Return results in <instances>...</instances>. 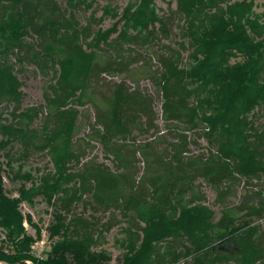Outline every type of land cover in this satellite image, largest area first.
<instances>
[{
	"label": "trees",
	"instance_id": "16d2710c",
	"mask_svg": "<svg viewBox=\"0 0 264 264\" xmlns=\"http://www.w3.org/2000/svg\"><path fill=\"white\" fill-rule=\"evenodd\" d=\"M155 1L128 0L120 18L109 29H99L86 43L89 25L79 29L74 16L65 18L54 0H0V104L5 100L19 104L22 97L9 56L15 55L19 62L28 57L41 71L54 69L56 76L50 92L45 93L47 116L41 130L29 129L39 114L34 108L18 112L17 107L11 114L13 124L0 122L2 147L20 141L24 147L46 151L54 166V172L42 177L40 185L30 173L16 172L14 178L31 183L29 188L21 186L16 198L5 193L0 171V228L14 252L5 254L0 248V261L16 264L27 257L32 238L23 227L24 220L39 235L32 217L24 218L20 212L22 203L33 205L41 196L48 205L59 204V210L68 212L86 194L104 210L122 209L129 220L143 223L137 232L132 231V225L125 230L120 264H165L157 247L169 239L189 244L184 255L191 256L193 264H258L263 259V238L251 222L253 217H264L261 193H257L259 205L238 208L246 211L248 220L235 226L237 208L225 209L214 223L213 212L196 203L202 196L196 195L191 183L203 177L221 198L232 192L239 179L264 177V130L254 127L250 119L255 109L264 106V12L254 13L253 0H176V13L183 19L182 37L191 48L189 60L180 67V53L166 47L169 55L157 57L162 71L151 79L163 98L164 120L201 130L216 152H209L206 159L188 158L187 137L180 135L171 144L169 160H158L165 175L144 177L138 185L129 173L127 165L131 163L124 158L131 152L119 141H125L135 129L144 130L142 115L152 126L150 100L120 83L114 86L106 109L100 108L94 81L102 72L128 66L122 56L124 45L150 48L146 46L158 35L168 36ZM92 2L67 0L71 9L81 5L89 8ZM117 17V11L107 5L99 21ZM31 34L38 38L35 47L26 41ZM113 35L116 37L111 39ZM82 38L86 47L80 43ZM101 44L114 51L116 61H98L94 49ZM179 47L185 48L182 43ZM87 103L96 109V127L83 140L85 144L74 143L79 128L76 106ZM89 142L99 143L124 172L114 174L93 160L82 162L84 145ZM151 148L145 144L136 151L148 160L155 156ZM5 156L11 170V156ZM77 165L81 168L75 171ZM149 166L147 170L152 171ZM222 182L230 184L225 191L218 189ZM147 185L153 187L152 201L147 200ZM188 191L191 198L184 200ZM53 221L47 227L52 251L44 264H110L104 251H92L100 239L93 238L90 223L80 218L66 222L58 213ZM179 258L172 253L169 260Z\"/></svg>",
	"mask_w": 264,
	"mask_h": 264
},
{
	"label": "rangeland",
	"instance_id": "374dc122",
	"mask_svg": "<svg viewBox=\"0 0 264 264\" xmlns=\"http://www.w3.org/2000/svg\"><path fill=\"white\" fill-rule=\"evenodd\" d=\"M61 13L65 18H69L70 15L74 16L75 21L78 24V28L81 29L89 25L90 38L86 40V43L90 41L93 35L99 30L109 29L116 20L120 18L123 9L127 6L128 0H93L92 5L87 8L84 5L77 6L76 9H71L68 6L67 0H54ZM241 1V0H231ZM254 1V13L262 14L264 12V0ZM109 5L111 8L117 11L118 17L116 19L106 18L102 22L99 21L103 14V8ZM155 9L159 17H161L168 27V36L163 37L158 35L156 40H153L149 46L145 48L142 45H124L122 47V56L129 64L127 67L121 66L120 70H113L102 72L98 78H95V95L98 100V107L106 109V101L111 96L115 85L125 83V88L128 90H138L142 95L150 100V107L152 110L151 117L153 118L152 126H148L147 116L142 115L140 122L143 125V131L135 129L126 138L125 141L120 142L125 145L127 150L131 153L124 156L125 159L131 163L129 173L133 176L135 184H141V180L144 177L161 176L165 175L163 168L160 167V158L163 161L169 160L172 154L171 144L177 141L180 135H186L188 146L186 157H198L206 159L209 156V152H216V146L210 145L206 138L203 136L202 131L198 129H188L182 123L175 121L167 122L163 118L162 103L163 98L160 91L156 88L152 76H159L162 69L157 59L161 55H169V50L177 51L180 53L179 65L183 67L187 65L189 60V54L191 48L188 40L185 42L182 37V24L183 19L180 18L177 13L176 0H156ZM158 27V25H157ZM116 35H113L111 39H114ZM38 38L35 34H31L26 38L27 43L32 44L33 47L38 43ZM80 43L85 46V40L82 38ZM184 44V49L179 47V44ZM99 56L98 61L109 60L116 61V55L114 51L107 45L101 44L99 48L94 49ZM9 63L12 65L14 75L21 83L20 91L22 93L19 104L11 101H3L0 104V122L4 124H13L14 120L11 114L15 112L18 107V112H23L27 109H37L38 116L33 119L29 125L30 130H41L43 127L46 116L47 106L45 102L46 91L50 92L49 87L53 85L55 80L54 69H45L41 71L37 66L28 58H22L23 62H19L17 57L9 56ZM234 61V60H233ZM58 68V67H56ZM55 68V69H56ZM149 72H147V70ZM79 112L78 115V129L76 135L73 138V142H83L91 136L92 129L96 127V109L91 103H87L83 107L76 106ZM250 119L252 120L254 127L259 130H264V106L255 109ZM98 128H100L98 126ZM3 140L0 134V171H2L3 183L5 193L9 197H18V190L21 186L25 188L30 187V182L24 179L14 178L16 172L20 171L21 175L30 173L33 181L36 185H40V179L46 176L48 173L54 172V166L51 161L50 155L46 151H36L32 147H24L20 141H14L7 147L1 146ZM145 144L151 145V153L155 156H151L146 160L136 151L138 147ZM84 155L82 162L93 160L96 164L103 165L108 168L110 172L117 174L123 173V168H120L113 156L106 153L102 146L96 142H89L84 145ZM7 153L10 154L11 170L7 166ZM135 156H134V155ZM159 158V159H156ZM147 164H149L152 171L147 170ZM74 170L77 171L81 168V165L74 166ZM170 177H167V179ZM196 195H201L202 200H196V203L203 204L213 212L214 223H217L221 218L225 209L241 208L243 206L259 205L260 197L257 193H261V198L264 199V177L261 179H239L234 185H232V192L229 195L220 198L215 187L203 177H197L192 180L191 183ZM230 184L222 182L218 185L220 191H225ZM147 200L152 201L153 187L147 185ZM193 191V192H194ZM191 191H188L184 200L191 198ZM264 201V200H262ZM57 206V207H56ZM56 206L48 205L45 200L39 196L34 199V204L29 205L22 203L19 206V210L24 215H30L32 217V223L39 227H48L53 223V217L55 213L60 214L69 220L80 218L91 224L90 232L94 239L100 242L92 247L93 252L104 251L110 256V264H120L124 249L120 247V242L124 240L126 236L125 230L132 225V231L137 232L140 227H143V223L137 221L132 222L129 220V215L125 214L121 209L110 208L104 210L103 207L95 204L91 194L83 196L81 201L76 202L72 208L67 212L59 210V204ZM238 219L235 221V226L241 225L242 222L247 221L248 218L244 216L246 211L237 210ZM24 222L29 225V223ZM23 222V223H24ZM253 225H256L257 232L261 235L262 242H264V217L251 218ZM30 226V225H29ZM32 230V229H31ZM99 231L102 232V236H99ZM0 237H6L5 231L0 228ZM100 237V238H99ZM185 247L190 248L189 244L185 240H172L169 239L158 245V254L165 257V264H193V258L191 256L186 257ZM231 247V246H230ZM229 250V249H228ZM175 253L180 255L177 261H170L169 257ZM170 254V255H169ZM225 264H235L234 261H229ZM258 264H264V257Z\"/></svg>",
	"mask_w": 264,
	"mask_h": 264
},
{
	"label": "built area",
	"instance_id": "2783aa9c",
	"mask_svg": "<svg viewBox=\"0 0 264 264\" xmlns=\"http://www.w3.org/2000/svg\"><path fill=\"white\" fill-rule=\"evenodd\" d=\"M23 227L27 235L32 238V242L29 245L28 251L25 252L27 257L16 264H44V262L48 259L53 246L52 240L49 238L47 232V227H39V235L37 234L35 228L27 225L25 222L23 223ZM0 248L5 254L14 253L12 245L9 244L6 237H0ZM0 264L10 263L0 261Z\"/></svg>",
	"mask_w": 264,
	"mask_h": 264
}]
</instances>
